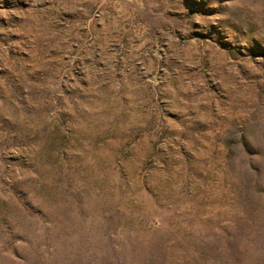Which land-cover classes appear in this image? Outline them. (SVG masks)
I'll list each match as a JSON object with an SVG mask.
<instances>
[{
  "label": "rangeland",
  "instance_id": "rangeland-1",
  "mask_svg": "<svg viewBox=\"0 0 264 264\" xmlns=\"http://www.w3.org/2000/svg\"><path fill=\"white\" fill-rule=\"evenodd\" d=\"M0 264H264V0H0Z\"/></svg>",
  "mask_w": 264,
  "mask_h": 264
}]
</instances>
